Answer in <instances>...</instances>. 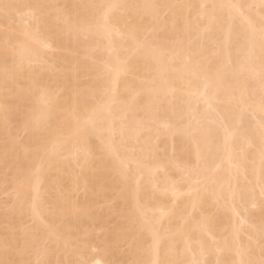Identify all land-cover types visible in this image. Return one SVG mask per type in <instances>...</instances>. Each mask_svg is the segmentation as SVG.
<instances>
[{"label":"bare ground","instance_id":"bare-ground-1","mask_svg":"<svg viewBox=\"0 0 264 264\" xmlns=\"http://www.w3.org/2000/svg\"><path fill=\"white\" fill-rule=\"evenodd\" d=\"M261 8L0 0V264H264Z\"/></svg>","mask_w":264,"mask_h":264},{"label":"rangeland","instance_id":"rangeland-1","mask_svg":"<svg viewBox=\"0 0 264 264\" xmlns=\"http://www.w3.org/2000/svg\"><path fill=\"white\" fill-rule=\"evenodd\" d=\"M261 10H262V11H261ZM260 11H261V12H264V8H261ZM263 14H264V13H263ZM114 15H115V14H114ZM115 16H117V15H115ZM118 16H119V15H118ZM119 17H120V16H119ZM0 19H1V17H0ZM30 19H31V18H30ZM1 20H2V19H1ZM25 21H26V24H27L28 21L30 22V20H28V21L25 20ZM25 21H23V25L25 24ZM13 22L16 24L15 21H13ZM28 24H29V23H28ZM28 24H27V25H28ZM25 26H26V25H25ZM147 35H148V34H147ZM142 36H143V35H142ZM79 37L82 38L81 36H79ZM83 37H84V36H83ZM143 37H145V38L147 37V38H148V36H146V35L143 36ZM143 37H142V39H143ZM145 38H144V39H145ZM86 39H87V38H86ZM86 39H85V40H86ZM97 53H98V52H97ZM97 53H96V54H97ZM100 53H101V52H99V54H100ZM97 56H98V55H97ZM99 56H100V55H99ZM101 77L103 78L104 76H101ZM101 77L98 78V76H97V77H95V78H93V79H97V78H98V79L100 80ZM78 79H79V78H78ZM78 79H77V81H78ZM80 79H81V78H80ZM83 79L87 80V78H83ZM85 80H82V79H81V82H84ZM79 82H80V81H78V84H79ZM81 84H84V83H81ZM79 85H80V84H79ZM60 94H61V93H60ZM261 95H262V94H261ZM58 96H60V95H59V92H58ZM262 96H263V95H262ZM175 102H176V101H175ZM177 102H178V100H177ZM199 107H200V106H199ZM199 107H198V109H199ZM245 116H246V115H245ZM248 116H249V114H247V116L244 118L242 124L239 125V128H241V127L244 125V122L246 123V119H247L248 121H250L251 119L253 120V118H252L251 116H250L251 119L248 118ZM252 120H251V121H252ZM20 137H22V135H21ZM20 137H19V138H20ZM216 137L218 138L219 135H215V136H214V139H215V140H217ZM19 138H18V139H19ZM20 139H21V138H20ZM114 139H115V137H114ZM117 139H118V142H119V138L116 136V140H117ZM116 140H115V142H113V143H115V145H116V142H117ZM95 141H96V139H95ZM112 141H113V140H112ZM127 141H128V140H126V141L124 140V141H120V142H119V143L124 142L123 146L126 144V145H125L126 147H122V143L119 144V145H121V147H119L120 150L122 149V150L124 151V150H126V149H127V150H128V149H131V150L133 149L132 151H134V149H135V151H138V150H137L138 148L136 149V147H138V145L132 143L133 145H135L134 148H133V147H132L133 145H130V146H129V144H130L131 142L128 141V142H130V143H128ZM125 142H126V143H125ZM96 143H98V142L96 141ZM117 145H118V144H117ZM127 145H128L130 148H129ZM127 147H128V148H127ZM124 148H126V149H124ZM127 150H126L125 152H130V153L132 152L131 150H128V151H127ZM135 151H134L133 154H135V153L137 154V152H135ZM131 155H132V154H131ZM2 199L5 200V198H3V196H2ZM1 201H2V200H1ZM2 203H5V201L2 202ZM2 203L0 202V206H1ZM4 205H5V204H4ZM2 206H3V205H2ZM2 206H1V207H2ZM3 208L5 209L4 206H3ZM0 209H1V208H0ZM4 209H3V210H4ZM3 210H0V211L3 212ZM0 213H1V212H0ZM3 213H4V212H3ZM5 213L7 214V211H6ZM8 213H9V212H8ZM1 214H2V213H1ZM6 214H5V215H6ZM2 215H3V214H2ZM5 215H3V216L5 217ZM7 215H8V214H7ZM7 215H6V216H7ZM5 218H6V217H5ZM8 218H9V217H8ZM22 218H23V217H22ZM22 218H21V219H22ZM17 220H18V219H17ZM25 221L27 222L28 220L26 219V220L23 221V219H22V220H21V223H23V222L25 223ZM28 222H31V221H28ZM28 222H27V223H28ZM16 223H20V222L18 221V222H16ZM24 223H23V224H24ZM31 223H33V222H31ZM31 223H30V224H31ZM30 224H29V226H30ZM18 225H19V224H18ZM20 225H22V224H20ZM20 225H19V226H20ZM24 225H25V224H24ZM24 225H23V226H24ZM26 225H28V224H26ZM23 226H22V229H25L26 227L23 228ZM29 226H27V229L29 228ZM31 226H32V224H31ZM33 226H34V224H33ZM18 228H19V227H18ZM18 228H17L16 230H18ZM20 229H21V228H20ZM20 229H19V231L22 230V229H21V230H20ZM16 230H15V231H16ZM17 232H18V231H17ZM41 246H42V245H40V247H41ZM43 246H45V244H44ZM40 247H39V248H40Z\"/></svg>","mask_w":264,"mask_h":264}]
</instances>
